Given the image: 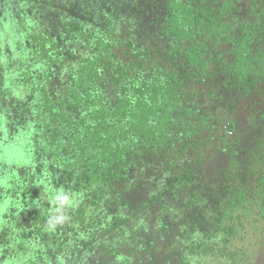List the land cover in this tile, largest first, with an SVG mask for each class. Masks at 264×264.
Segmentation results:
<instances>
[{
    "label": "trees",
    "instance_id": "obj_1",
    "mask_svg": "<svg viewBox=\"0 0 264 264\" xmlns=\"http://www.w3.org/2000/svg\"><path fill=\"white\" fill-rule=\"evenodd\" d=\"M15 1L9 80L23 90L17 122L36 140L27 146L45 172L48 162L77 172L83 163L89 202L105 193L109 200L135 168L150 169L158 159L165 170L178 158L189 162L188 149L199 143L214 147L227 119L253 142L238 193L244 203L253 196L264 203V0H103L96 23L91 0H79V16L65 15L58 35L45 23L59 0ZM61 2L70 8L76 0ZM153 29L163 39L152 48L142 35ZM10 88L0 78V96H10ZM222 152L233 157L236 149ZM15 170L29 188L23 182L33 181L31 170ZM12 179L4 193L15 200L21 186ZM166 180L162 190L171 186ZM248 190L253 196L244 197ZM18 215L22 221L31 213L10 208V221Z\"/></svg>",
    "mask_w": 264,
    "mask_h": 264
},
{
    "label": "flooded vegetation",
    "instance_id": "obj_2",
    "mask_svg": "<svg viewBox=\"0 0 264 264\" xmlns=\"http://www.w3.org/2000/svg\"><path fill=\"white\" fill-rule=\"evenodd\" d=\"M142 36H145V44H150L152 48L163 39L159 31L154 29L151 33L145 32ZM15 109L16 125L12 127L11 133L15 132L13 137L15 136L16 141L22 140L25 143L27 139L23 137L29 139L30 134L22 133L28 128L20 127V123L17 122L20 120L17 106ZM226 120L221 128L220 136L223 137L216 138L214 147L204 144L205 142L199 143L202 146L197 150L194 147L188 149L191 155L189 162L186 163L184 158H178L173 166L165 170L158 168L159 164L162 165L158 159L151 162L150 169L149 166L135 168L132 173L125 176L128 184L117 197L115 194L108 200L106 198L108 193H105L96 203L89 202L90 194L83 187L87 175L83 163H79V172H77L71 169L65 170L61 161L48 162L49 170L45 172L46 166L27 147V150H24L25 155L17 160V163L18 161L21 163L14 165L11 171L15 172L17 168L23 170V167H27L31 170L30 176L33 177V181L30 183V180L25 178L23 183L29 187L25 189L21 186L23 179L16 180L21 174L10 173L7 170L9 177L14 175L13 179L10 177L12 184H17L21 188L16 191L15 200L11 196H6V199L9 210L11 208L21 214L29 212L31 215L26 216L22 221L19 220L20 216L14 220H18L20 224L17 226L15 223L13 227L15 234L11 236L10 243L14 248L8 241L4 243L9 245L11 253L17 246V251L20 253L28 250L25 254H46L45 252L49 251L54 254L60 252L61 247L66 253L69 248L65 245L78 241L79 254H85L90 248L93 249V254H148L142 257L143 262L147 263L152 257L149 254H160L159 249L162 246V238L158 236L156 226L152 230V233H155L152 235L153 238L145 237L148 209L157 206L158 202H167L171 199V203L176 204L183 200L187 204L185 207L189 208L185 210L189 215L185 212L186 217L182 215L187 220L186 231L192 232L193 226H197L195 223L205 226L206 232L203 229L204 233L196 231L197 241H193L194 252L191 254H225L222 251L238 246L236 254L243 255L245 262L247 261L245 264H264V203L257 204L259 198L256 197L254 200L252 191L249 190V195L246 194L244 197L253 196V198L251 203H244L241 195L243 192L238 193L237 190L244 184L243 167L249 158L247 153L251 150L253 142L248 139L247 131L238 128L236 121ZM63 136L67 137L69 134L63 133ZM35 141L29 139L26 143L33 146ZM220 144L224 150H218ZM240 146H244L245 149L238 154L237 150ZM234 148L236 153L233 157L222 154V151L228 153L234 151ZM238 155L242 157L241 160L237 158ZM148 159L152 160L149 156ZM63 176L67 177L66 180L62 179ZM116 177L117 181L121 180V177ZM161 178L171 182L168 189L162 190ZM132 179L139 184L136 189H133ZM57 182L59 187L56 185ZM150 192L152 195L148 198ZM31 194L33 197L28 200L27 197ZM22 195L25 196L26 202L20 201ZM144 199L147 201L139 205L140 202L145 201ZM61 205L67 212L66 223L63 220L56 222L53 219L54 213L62 210ZM162 210L171 212L165 217H170V220L181 217L179 209L173 211L165 205ZM188 210H191L192 214ZM163 216L164 213H160V218ZM73 221L74 226L70 224ZM23 225H28L31 232L25 231L23 237L25 240H19L17 232L23 228ZM177 225L175 224L174 228L179 227ZM32 231L42 234L29 236ZM40 243H43L42 247ZM103 245L106 246L105 250L99 251V247ZM128 260L129 258L126 257L124 262Z\"/></svg>",
    "mask_w": 264,
    "mask_h": 264
},
{
    "label": "rangeland",
    "instance_id": "obj_3",
    "mask_svg": "<svg viewBox=\"0 0 264 264\" xmlns=\"http://www.w3.org/2000/svg\"><path fill=\"white\" fill-rule=\"evenodd\" d=\"M61 1L62 0L58 1V6L56 8L48 10L50 16L47 17L48 21L45 23L46 28H49L55 35H58L57 28L65 15L74 17L78 14L79 16V10L77 8V6H79V0H76V3L73 5L71 4L69 6L70 8ZM131 1L132 0H130V2ZM91 2L92 4L88 13L91 15L90 21L92 20L93 23H96L101 19L100 11H103V0H91ZM15 3V0H0V78L11 87L10 96H0V264H161V262H163V264H245L247 261L245 262L243 255L236 254V252H238L236 251L238 246L234 249L230 247L228 250L222 251L225 254H191L194 252L192 248L193 241H197L195 235L196 231L199 230L203 232V229L206 232V229L205 226H199V224L195 223L197 226H193L192 232L189 233L186 231L188 225L185 224L187 222L185 217L186 214H189L187 211L185 212V210L189 208L187 206L185 207L187 204L180 199L177 204L174 202L171 203L172 200L168 199L167 202H158L157 206L152 205L155 207H150L151 209H148L149 215H147L146 219L147 229L145 237L147 239L153 238L152 235L155 233H152V230L156 226L158 228L157 234L162 238V246H160L159 249L160 254H149L152 255V257L150 262L147 263L143 262L142 257L148 254H93L92 248L88 249L85 254H79V252H77L79 247L78 241H75L73 244H66L65 246L69 248V251H66V253L61 247L60 252L54 254H51L50 251L45 252L46 254H25L28 250H24L20 253L17 251V246L14 252H10L9 245H6L4 242L8 241L11 245V236L15 234V229L13 227L15 223L17 226H20V224L18 220L10 221L9 217H7L9 206L6 196L8 197V195H6L4 191L11 177L7 174V170L12 169L14 165L16 166L18 164L17 160L25 155L24 150H27L28 147L26 145L27 143L22 142V140H13L14 137L11 133L12 127L16 125L17 118L15 102L18 98H21L23 93V90L17 91L9 80L11 65L8 55L12 54V50L15 47L14 41L17 24L14 17L16 11H14L13 7ZM116 10L120 12L119 8H116ZM8 74L9 76H7ZM56 185L58 186V182ZM165 205H168L173 211L179 209L181 215L180 219L170 220V217L165 218L166 214H171L170 211L162 210ZM62 206L63 205L60 206L62 209H60V212L54 213L53 219L56 222L63 220V222L66 223L68 221V218H66L67 212ZM51 211L54 210L51 209ZM184 212L186 214H184ZM188 212L192 214L191 210H188ZM160 213H164L162 218H160ZM183 214L185 217H182ZM17 217H19V215ZM26 220H29V218H26ZM157 221L159 223H157ZM70 224L74 226L75 222L73 221ZM175 224H178L177 226L179 227L174 228ZM25 225L17 232L19 240H25L23 239L24 232H29L31 230L28 225ZM166 225L167 227H165ZM222 229H224V227ZM34 234L40 235L42 233L32 231L29 236ZM40 244L42 247L43 243ZM11 246L14 248V245ZM105 248L106 246L104 245L100 246L99 251H104ZM110 248L112 247L110 246ZM171 250L172 253L170 254ZM32 251L35 252V250H31V252ZM126 257H128L129 260L125 263Z\"/></svg>",
    "mask_w": 264,
    "mask_h": 264
}]
</instances>
